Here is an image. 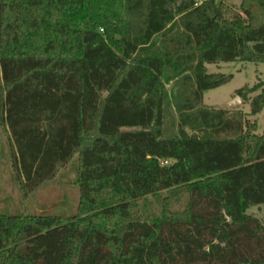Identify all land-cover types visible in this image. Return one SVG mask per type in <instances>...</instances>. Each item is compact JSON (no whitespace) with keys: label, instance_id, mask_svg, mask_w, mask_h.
<instances>
[{"label":"trees","instance_id":"obj_1","mask_svg":"<svg viewBox=\"0 0 264 264\" xmlns=\"http://www.w3.org/2000/svg\"><path fill=\"white\" fill-rule=\"evenodd\" d=\"M109 59L152 65L155 80L117 75L90 114L84 62ZM234 61L264 63V0L233 12L216 0H0V155L7 148L24 197L76 158L79 191L67 218L0 213V264H264V228L246 214L264 205V130L202 102L232 77L206 65ZM178 76L171 134L162 82ZM236 94L246 100L244 87ZM263 108L264 90L249 117ZM139 142L171 143L186 161L185 143L220 144L216 155L236 154L235 175L200 170L164 189L186 196L181 211L164 199L159 214L142 212L132 195Z\"/></svg>","mask_w":264,"mask_h":264},{"label":"rangeland","instance_id":"obj_2","mask_svg":"<svg viewBox=\"0 0 264 264\" xmlns=\"http://www.w3.org/2000/svg\"><path fill=\"white\" fill-rule=\"evenodd\" d=\"M216 1H221L227 12H233L239 8L242 0ZM181 30L180 26L179 31ZM131 68L135 69L140 76H147L152 83L155 80L156 72L153 66L145 69L138 67L135 59L121 69L112 59L86 60L84 62V106L90 114L99 99H104L107 96L116 76L124 74ZM206 71L209 74L231 75L232 77L226 84L205 91L202 97L203 104L220 109L235 97L241 98L236 93L244 87L246 100L242 101L235 110L247 118L249 123L255 121L256 133L261 134L264 130V108L252 117H249V112L251 99L264 90V63L234 61L210 64L206 65ZM170 78L171 80L168 82L163 81L162 85L166 95L167 133L173 134L176 133L177 121L175 104L179 102V93L184 92V89L181 76ZM257 85V89L250 92V89ZM188 134L191 135V132ZM184 146L189 150V161H186L185 155L181 154L171 143L139 142L134 145L132 195L138 199L137 205L142 212L159 214L164 199L168 201L171 211H181L186 196L177 197L172 194L173 190L166 191L164 189L177 182L187 180L191 174L200 170L215 168L221 170L228 177H234L236 171L235 152L234 155H216L221 150L220 144L197 147L187 142ZM234 148L237 149V146L230 147V150H234ZM202 151H205V154ZM148 160H153L154 165L147 167ZM76 165L77 159L75 158L67 168L58 173L54 181L43 184L36 191L24 197L18 183L15 182L6 148L4 154L0 155V213L70 217L75 212L79 201L78 188L72 184L76 179ZM157 191H159L156 197L158 200L151 196L153 192ZM246 214L257 218L264 228V205L251 207L246 211Z\"/></svg>","mask_w":264,"mask_h":264},{"label":"water","instance_id":"obj_3","mask_svg":"<svg viewBox=\"0 0 264 264\" xmlns=\"http://www.w3.org/2000/svg\"><path fill=\"white\" fill-rule=\"evenodd\" d=\"M117 39H119V38H117ZM242 101L243 100L241 98L235 97L234 100H232L231 102H228L227 104H225L220 109L233 110V109L237 108Z\"/></svg>","mask_w":264,"mask_h":264}]
</instances>
